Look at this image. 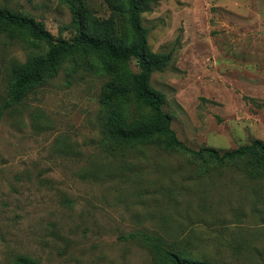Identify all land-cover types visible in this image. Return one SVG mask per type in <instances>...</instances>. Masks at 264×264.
I'll use <instances>...</instances> for the list:
<instances>
[{
    "label": "rangeland",
    "instance_id": "obj_1",
    "mask_svg": "<svg viewBox=\"0 0 264 264\" xmlns=\"http://www.w3.org/2000/svg\"><path fill=\"white\" fill-rule=\"evenodd\" d=\"M100 17L97 0H82ZM53 39L74 35L65 0H0ZM152 53H170L151 86L178 139L219 151L264 143V0H166L142 15ZM44 45L0 36V105L10 69ZM132 68L136 70L134 64ZM94 59L57 74L0 120V264H155L130 234L157 236L208 264H264V177L203 168L155 145L106 152Z\"/></svg>",
    "mask_w": 264,
    "mask_h": 264
},
{
    "label": "trees",
    "instance_id": "obj_2",
    "mask_svg": "<svg viewBox=\"0 0 264 264\" xmlns=\"http://www.w3.org/2000/svg\"><path fill=\"white\" fill-rule=\"evenodd\" d=\"M65 1L74 28L68 40L53 39L33 18L0 6V36L45 46L43 53L31 55L10 69L0 120L8 108L18 106L31 91L53 78L65 60L78 57L88 66V60L94 59L107 78L99 95L100 145L104 151L129 152L135 147L155 145L186 156L203 168H238L251 178L264 177L262 141L253 140L225 151L208 147L195 150L180 141L172 129L171 117L162 109L164 97L150 84L153 74L167 67L171 54L150 52L147 30L142 25V15L149 5L166 0H97L105 6L106 17L97 16L82 0ZM128 238L143 241L154 255L155 264H208L187 250L163 248L157 236L136 233ZM14 264L36 262L17 256Z\"/></svg>",
    "mask_w": 264,
    "mask_h": 264
}]
</instances>
